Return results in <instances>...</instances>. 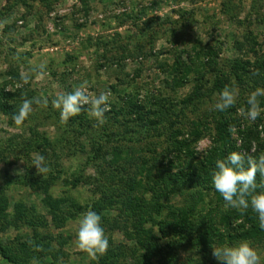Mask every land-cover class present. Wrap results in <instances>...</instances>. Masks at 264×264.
Returning <instances> with one entry per match:
<instances>
[{
	"label": "rangeland",
	"instance_id": "374dc122",
	"mask_svg": "<svg viewBox=\"0 0 264 264\" xmlns=\"http://www.w3.org/2000/svg\"><path fill=\"white\" fill-rule=\"evenodd\" d=\"M195 45L209 46L214 55L198 58ZM18 52L19 61L13 59ZM236 59L256 66L262 63L263 68L259 71L247 64L249 71L240 72L242 80L232 85L236 103L218 111L214 108L221 93L217 78L234 75ZM182 61L189 65L183 71L186 79L178 67ZM41 62L47 65L42 75L33 76L28 84L16 80ZM84 82L94 95L110 91L109 103L127 93L133 99L141 97L142 116L127 112L105 116L99 125L86 110L61 123L51 100ZM4 84L13 90L22 86L23 97H46L49 105L34 104L21 126L0 111V192L9 201L3 241L18 250L25 241L39 238L36 244L44 243L62 254V264H95L97 258L77 247L80 219L88 210L100 208L107 218L102 217V227L108 240L114 246L137 245L135 218L127 212L129 200L134 194L137 203L152 204L162 198L149 189L148 182L160 175L161 160L170 154L173 129L182 128V136L191 134L190 138L201 131L200 139L192 141L201 155L211 152L223 115L236 111L241 120L252 122L239 110L248 108L252 91L264 88V0H0V88ZM162 98L180 119L175 123L176 116H166L153 127L148 119ZM258 99L264 109V97ZM260 116L264 117V110ZM44 138L54 147L47 154L41 151ZM234 139L241 146L243 137L235 132ZM255 150L254 141L250 155ZM241 152L245 155V150ZM33 154L45 157L50 168L46 177L36 174ZM140 180L146 184L141 182V188L132 190L129 185ZM188 199L175 196L171 202L182 206ZM209 200L213 208L217 202ZM207 203L192 219L195 231L172 244L171 258L167 261L164 256L160 263L153 257L152 264H220L211 244L201 250L197 237L198 225L209 224L213 216ZM17 204L25 206L20 214L15 213ZM218 204L228 216L245 211L226 208L225 201ZM145 217L149 216L140 219ZM143 224L151 227L148 220ZM225 225L220 226L224 235L230 232ZM158 228L152 226L155 234ZM214 238L217 247L248 241L264 264V229L250 239ZM52 258L46 254L41 264H51ZM0 264L8 263L0 259ZM124 264L140 263L130 253Z\"/></svg>",
	"mask_w": 264,
	"mask_h": 264
},
{
	"label": "trees",
	"instance_id": "16d2710c",
	"mask_svg": "<svg viewBox=\"0 0 264 264\" xmlns=\"http://www.w3.org/2000/svg\"><path fill=\"white\" fill-rule=\"evenodd\" d=\"M78 27H81V25ZM194 49L197 52L196 56L198 58H200L202 54L207 57L209 53L213 54L209 46L198 47L195 45ZM180 63L178 67L182 70L183 79H186L187 75L184 76L183 71L185 68H188L189 65L185 61ZM249 63H251L249 60L244 61L236 59L233 64L234 75H230L229 73L220 75L217 78L216 87L221 92L226 86L232 89L234 81H241L242 73L244 74L249 71L246 66ZM255 63L249 65L254 69L257 68L259 71L262 70V63L260 65L257 64L258 66L254 65ZM16 80L23 84L20 81V76H17ZM11 84L14 87L15 84ZM23 90L24 88H22V86L13 90L8 88V84H4L0 88V111L9 116L10 122H13L12 116L14 112H17L19 109V105L23 98ZM132 99L133 95L129 93L121 96V99L117 97L116 100L110 103L111 110L106 112L105 116L111 115L116 117L127 112L129 115L133 114L140 118L145 108L141 100L142 98L136 96L133 100ZM164 102L165 100H163L160 107L152 108L155 114L149 117L148 121L154 125L153 127H155V122L159 123V119L166 118V116L170 119H172V116H176L174 120L175 123H178V119H180V117L177 116V111L175 110L173 112L171 108L168 109L166 105H164ZM87 107L88 106H84L81 113L86 112ZM263 118L264 117L260 116L258 117V122H250L249 124L244 118H242V121L241 118L237 116L236 111H231L228 115H223L217 125V136L214 139L215 143L211 147V152L201 155L196 147L193 146L192 142L200 139L203 135L201 131L196 132V135L194 134L195 136H193L194 138H190L191 134L187 137L182 136L185 134L182 128L177 127L173 129L170 134L171 144L168 146L172 152L170 151V154H164L165 159L161 160V173L156 177L157 179L154 178L150 180L148 178V180L152 181V183L148 182L149 189L155 193L156 196L162 198H158V200L152 204H147L145 200L141 203H137L135 200L138 201L139 199L136 198V194H134L129 200L131 204H128L127 212H130L135 218L133 231L136 234L137 245H133L131 248L126 247L124 244L114 246V242L109 238V247L106 253L99 255L97 260H94L95 264H124V261L130 253L137 258L140 264H152L153 257H156L157 261H160V263H164L161 259L166 256L165 259L168 261L172 256V251L170 250L172 244L174 245L177 242L180 243L184 238L195 231L193 226L195 224H193L192 219L198 216L201 206L207 203V197L217 203L213 208L207 203V206L212 208L211 213L215 220L212 216L211 219L209 218V224H205L202 227L197 224V237L200 239L199 243L201 245V250H204L207 245L212 244L215 239L214 237L228 236L231 240H239L250 239L257 236L261 228L257 225V218L254 211L251 209L234 211L233 216H228L224 210L218 207V203H223L224 199L222 195L215 190L212 183V173L215 169L216 161L218 159H226L233 151H237L244 156L245 167H247V159L249 156L258 158L261 153H264V138H261L260 129V125H262V123L264 125ZM230 125L235 127L239 137H243L242 144L239 147L235 142L234 134L229 131ZM179 137H182L183 140L181 138L179 140ZM43 140L44 143L41 144L43 146L41 151L47 154L54 149L53 143L48 138H44ZM254 141L256 142V150L250 155L249 152L253 148ZM242 150H245V155L241 152ZM55 152H57V150ZM260 179L258 174L257 183H260ZM28 181L29 180H22V183H27ZM141 182L144 183L143 180H140L138 183L129 186L132 190H137L141 188ZM145 184L146 183H144V185ZM259 190L260 189H258V191ZM159 191L160 193H158ZM175 196H183L189 199L184 203L185 205L177 206L171 202V199ZM24 208L25 206L23 204H17L15 213L20 214ZM8 209L9 201L5 194L0 192V259L8 264H30L31 260L35 258L41 264L40 259L44 258L46 254H51L53 257L51 264H62V254L54 248L47 247L44 243L36 244L39 238H36V242L30 240L34 245H39L41 247L42 250L39 251L34 249L33 244H29L26 241L19 246L18 250H16V247L13 248L10 244L3 241L1 233L6 230ZM95 210L107 220L105 214H101L100 208L96 207ZM145 215L149 217L140 219ZM226 219H228V221H226ZM144 220L150 221L151 227H144ZM158 222H161V225ZM224 223H226L225 227L227 231H230L225 235L220 229L221 224L224 226ZM152 226L159 227L156 234L153 232ZM169 230L174 231V235H171ZM176 232H178L177 239L174 237ZM168 238L170 239L168 240ZM158 256H160V259H158Z\"/></svg>",
	"mask_w": 264,
	"mask_h": 264
},
{
	"label": "clouds",
	"instance_id": "9594fccd",
	"mask_svg": "<svg viewBox=\"0 0 264 264\" xmlns=\"http://www.w3.org/2000/svg\"><path fill=\"white\" fill-rule=\"evenodd\" d=\"M13 59L17 61L21 59L19 52ZM29 63L31 64V62ZM46 68L47 65L44 62L32 65L28 74L23 71L20 73V81L23 84H28L33 76L42 75ZM110 95V91H101L98 95H94L87 90V83L84 82L73 87L71 92L57 94L51 100V106L59 110L61 123H67L71 117L78 115L84 106H88V116L96 120L99 125H103L105 113L111 110ZM259 97H264V88H256L252 91L247 97L248 108L239 110L241 115H245L252 122H255L261 115V111L264 110L261 109ZM235 103V90L226 86L219 93L214 108L218 111H224L231 108ZM34 104L47 107L49 99L39 96L32 98L24 96L18 111L14 112L12 116L17 126H21L28 118L33 111ZM260 127L261 138H264V125ZM229 131L235 134L236 129L230 125ZM32 165L37 170L36 174L42 175L43 178L50 171L42 154H33ZM258 174L261 178L260 183H257ZM212 183L215 190L222 195L226 208L246 210L251 207L257 213L259 227L264 229V153H261L258 158L249 156L247 167H245L244 156L237 151L231 152L226 159H218L212 173ZM258 189L260 190L258 191ZM28 243L33 244L32 241H28ZM76 244L81 251L92 259L106 253L109 240L105 236L100 214L91 209L83 214L76 231ZM33 247L37 251L42 250L39 245L33 244ZM211 247L213 249L212 255L220 264H261L260 254L248 241H240L235 245L223 247L211 244ZM30 264H38V261L33 258Z\"/></svg>",
	"mask_w": 264,
	"mask_h": 264
}]
</instances>
